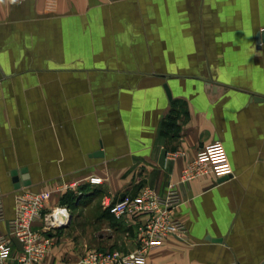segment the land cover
<instances>
[{
    "label": "crops",
    "instance_id": "1",
    "mask_svg": "<svg viewBox=\"0 0 264 264\" xmlns=\"http://www.w3.org/2000/svg\"><path fill=\"white\" fill-rule=\"evenodd\" d=\"M262 31L264 0H0L7 219L26 192L76 211L41 264L135 251L144 218L117 220L103 201L144 188L181 194L189 229L146 264L264 262ZM203 151L206 169L187 181ZM90 176L104 183L57 191Z\"/></svg>",
    "mask_w": 264,
    "mask_h": 264
},
{
    "label": "built area",
    "instance_id": "2",
    "mask_svg": "<svg viewBox=\"0 0 264 264\" xmlns=\"http://www.w3.org/2000/svg\"><path fill=\"white\" fill-rule=\"evenodd\" d=\"M19 3L23 0H11ZM179 153L169 154V158ZM210 155L207 151L199 153L195 168L187 170L189 181L203 173ZM104 183L101 177L90 176L58 188L66 193L79 190L84 185L93 187ZM53 192H26L17 199L16 216L7 219L4 202L0 198V223L6 222L8 233L0 234V264H41L56 245L59 231L67 228L73 214L69 206H52ZM184 203L179 193L161 195L152 188H144L135 198L126 197L118 201L105 199L103 206L117 220L139 219V247L133 252L120 249H88L79 256L76 264H146L149 252L163 243L166 236L182 241L189 239V229L184 220L177 216L176 210ZM18 240L21 247L17 246ZM70 264V263H67Z\"/></svg>",
    "mask_w": 264,
    "mask_h": 264
},
{
    "label": "water",
    "instance_id": "3",
    "mask_svg": "<svg viewBox=\"0 0 264 264\" xmlns=\"http://www.w3.org/2000/svg\"><path fill=\"white\" fill-rule=\"evenodd\" d=\"M257 42H258V44H261V43L264 42V31H262V32L258 35V37H257ZM166 89H167V92H168L169 97L172 98L171 91L169 90L168 87H166ZM256 100H264V99H261V98L259 99V98H258V99H256ZM96 155H97V156H98V155H103V153H97ZM14 175H16L15 172H14ZM225 178L227 179V177H225ZM14 180H15V183H17V184H16V187L19 188L21 185L19 184V179H18V177H15ZM15 243L17 244V246L21 247V244H20V242H19L18 240H16ZM262 264H264V262H263Z\"/></svg>",
    "mask_w": 264,
    "mask_h": 264
},
{
    "label": "rangeland",
    "instance_id": "4",
    "mask_svg": "<svg viewBox=\"0 0 264 264\" xmlns=\"http://www.w3.org/2000/svg\"><path fill=\"white\" fill-rule=\"evenodd\" d=\"M87 199H88V198H84V199H83V202H82L81 204H79L78 206H81V205L83 206L84 202L87 201ZM69 208H71L70 205H69ZM72 208L74 209V207H72ZM73 209H71V210H72V213H76V211H73ZM62 230H63V229H62ZM62 230H61V231H62ZM61 231L58 232V235H59V233H60Z\"/></svg>",
    "mask_w": 264,
    "mask_h": 264
}]
</instances>
